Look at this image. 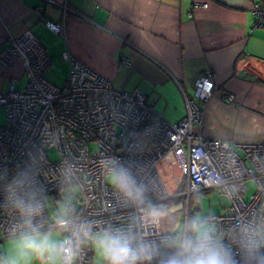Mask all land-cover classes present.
Instances as JSON below:
<instances>
[{
    "label": "built area",
    "instance_id": "built-area-1",
    "mask_svg": "<svg viewBox=\"0 0 264 264\" xmlns=\"http://www.w3.org/2000/svg\"><path fill=\"white\" fill-rule=\"evenodd\" d=\"M254 10L264 26V7L257 3ZM46 25L65 34L62 21L48 19ZM11 38L1 62L21 61L28 82L18 90L12 81L0 94V109L7 113L0 126V239L29 230L17 201H31L41 205L33 218L40 231L58 228L62 215L71 221L58 243L71 241V264H93L95 236L105 229L131 232L138 244L151 245L153 258L143 264H167L176 237L162 232L159 220L146 219L142 209L155 206L162 215L178 186L185 187L188 202L195 193L216 189L230 207L207 218L214 239L231 253L233 264H264V139L203 134L202 107L215 88L212 74L195 82L187 116L170 123L146 94L116 88L69 53L66 82L51 83L46 78L51 61L41 40L30 31ZM122 62L130 65L126 57ZM117 165L144 187V205L126 201L109 182ZM249 180L256 184L252 194ZM82 225H90L91 234Z\"/></svg>",
    "mask_w": 264,
    "mask_h": 264
},
{
    "label": "crops",
    "instance_id": "crops-1",
    "mask_svg": "<svg viewBox=\"0 0 264 264\" xmlns=\"http://www.w3.org/2000/svg\"><path fill=\"white\" fill-rule=\"evenodd\" d=\"M261 2L0 0V94L10 89L12 81L16 87L21 76L27 77L21 61L11 66L1 62L8 37L31 31L47 48L52 60L49 72L65 71L66 80L70 60L64 55L68 52L116 88L146 94L170 123L187 116L195 82L212 74L215 88L202 107L203 134L261 141L264 26L254 10ZM65 3L69 6L65 34L55 33L45 22L62 21ZM122 57L128 58L130 65L122 64ZM229 95L234 96L233 102L227 100Z\"/></svg>",
    "mask_w": 264,
    "mask_h": 264
},
{
    "label": "clouds",
    "instance_id": "clouds-1",
    "mask_svg": "<svg viewBox=\"0 0 264 264\" xmlns=\"http://www.w3.org/2000/svg\"><path fill=\"white\" fill-rule=\"evenodd\" d=\"M112 186L126 201L142 206L145 203L144 187L138 185L131 173L122 166H115L108 176ZM17 207L29 230L22 234L16 243V256L0 261V264H28L32 259L41 264H71L73 252L71 241L58 244L51 233L41 232L33 225V218L41 212V205L34 202L17 201ZM143 216L155 223L160 218V211L155 206L142 209ZM58 228L66 230L71 221L62 215L55 221ZM82 230L91 234L90 225H82ZM99 255L107 264H143L151 261V245L138 244L131 232L105 229L95 236ZM177 249L167 264H233L231 253L213 236L212 229L200 218H192L184 225V231L172 241Z\"/></svg>",
    "mask_w": 264,
    "mask_h": 264
},
{
    "label": "rangeland",
    "instance_id": "rangeland-1",
    "mask_svg": "<svg viewBox=\"0 0 264 264\" xmlns=\"http://www.w3.org/2000/svg\"><path fill=\"white\" fill-rule=\"evenodd\" d=\"M52 2L56 4V2L54 1ZM64 5H62L64 6L62 7L64 8L63 11L64 18L62 20L64 25L62 26H65L66 29L67 26L66 20L68 14H66L65 11L66 9H69V6L66 3ZM8 39L11 40L12 39L11 36H9ZM11 44L12 42L9 41V45ZM47 76L51 82L60 86L64 82L65 71H62L61 73L57 71L55 72L50 71L48 72ZM27 80L28 78L26 76L25 77L21 76L20 80L16 82V88L18 90L24 89ZM129 91H134V90H129ZM6 123H7V113L5 109H0V126L5 125ZM248 184L250 185L249 193L250 194L254 193V191L256 190V184L252 180H249ZM174 189H175L174 187H171L170 189L171 192H174L173 191ZM176 191H178V193L174 194L172 197H175L176 195L177 196L184 195L179 193V191H181L180 186L177 187ZM190 201H191L190 208L192 212L191 214L192 218H196V217L200 218V220H202L208 227H212L210 223L206 221L209 216L221 215L227 212L230 207L229 199L223 196L222 194H220V192L216 189L201 192L197 194L196 197L191 198ZM188 207H189L188 199L186 200L174 199L167 201L164 204V208H162L164 212H162V215L159 219V225L161 231L164 233H170L179 236V234H181L184 231V225L187 222V213L189 210ZM41 232L51 233L55 239V242L57 243H59L63 238V231L60 228L42 230ZM21 235L0 239V261H7L16 256V243ZM93 249H94V259L92 261L93 264H107V261L99 255L95 242L93 243ZM60 262L61 261L57 262V264H60ZM28 264H41V262L39 260L32 259L31 261L28 262Z\"/></svg>",
    "mask_w": 264,
    "mask_h": 264
},
{
    "label": "trees",
    "instance_id": "trees-1",
    "mask_svg": "<svg viewBox=\"0 0 264 264\" xmlns=\"http://www.w3.org/2000/svg\"><path fill=\"white\" fill-rule=\"evenodd\" d=\"M261 1H262V2H261V5L263 6V5H264V0H261ZM263 7H264V6H263ZM8 47H9V46H8ZM8 47H7V48H8ZM7 48H6V49H7ZM47 53H48V52H47ZM48 55H49V54H48ZM49 57H50V56H49ZM50 68H51V67H50ZM49 70H50V69H49ZM69 71H70V69H69ZM48 72H49V71H48ZM48 72L46 73V78H47V79H48V76H47ZM68 75H69V73H68ZM27 77H28V76H27ZM67 78H68V76H67ZM67 78H66V80H67ZM48 80H49V79H48ZM66 80L64 81V83L66 82ZM49 81H50V80H49ZM50 82H51V81H50ZM51 83H52V82H51ZM57 86H58V85H57ZM60 86H61V85H60ZM25 87H26V86H25ZM24 89H25V88H24ZM24 89H20V90H24ZM8 91H9V89H8L7 91L1 93V94H5V93H7ZM2 109H4V108H2ZM5 111H6V110H5ZM1 126H2V125H1ZM207 191H208V190H207ZM201 192H204V191H200L199 193H201ZM179 193H180V194H184V195H181V196H180V195H178V196L176 195L175 197H172V198L167 199V201L174 200V199H185V200L187 199V197H186V195H185V187H184V186L181 188V191H179ZM199 193H195V194H193V195L190 197V199L193 198V197H196V195L199 194ZM167 201H166V202H167ZM166 202H165V203H166ZM190 203H191V201L189 200V202H188V206H189L188 208H189V213H190V214H189V217H190L189 220L192 219V216H191L192 212H191V208H190ZM189 220H188V221H189ZM179 235H180V234H179ZM175 237H178V236L175 235ZM174 249H175L174 252L176 253L177 249H176V248H174Z\"/></svg>",
    "mask_w": 264,
    "mask_h": 264
},
{
    "label": "bare ground",
    "instance_id": "bare-ground-1",
    "mask_svg": "<svg viewBox=\"0 0 264 264\" xmlns=\"http://www.w3.org/2000/svg\"><path fill=\"white\" fill-rule=\"evenodd\" d=\"M72 58H74V59H76V60H78V61H80V62H82L81 60H79L77 57H73L72 56ZM83 63V62H82ZM121 63L123 64V62L121 61ZM87 66V65H86ZM89 67V66H88ZM89 68H91V67H89ZM92 70H94L93 68H91ZM97 74H99L100 76H102L99 72H97L96 70H94ZM103 78H105L104 76H102ZM107 81H109V82H111V83H113L112 81H110L109 79H107V78H105ZM166 170V169H165ZM168 172V171H167ZM166 175H168L167 173H166ZM169 176V175H168ZM172 176L174 177V175L172 174ZM173 186H175L174 184L172 185V186H169V187H173Z\"/></svg>",
    "mask_w": 264,
    "mask_h": 264
},
{
    "label": "flooded vegetation",
    "instance_id": "flooded-vegetation-1",
    "mask_svg": "<svg viewBox=\"0 0 264 264\" xmlns=\"http://www.w3.org/2000/svg\"><path fill=\"white\" fill-rule=\"evenodd\" d=\"M46 23V22H45ZM47 26V25H46ZM51 30V29H50ZM52 31V30H51ZM31 32V31H30ZM54 32V31H53ZM33 33V32H32ZM56 33V32H55ZM34 34V33H33ZM60 34V33H59ZM38 37V36H37ZM39 38V37H38ZM40 39V38H39ZM41 40V39H40ZM42 42V41H41ZM44 45V44H43ZM45 46V45H44ZM46 50H47V48H46ZM68 53V52H67ZM67 60H69V59H67ZM50 61H51V65H50V67L52 66V60H51V58H50ZM70 66H71V62H70ZM50 67H49V69H50ZM49 69H48V71H49ZM47 71V72H48Z\"/></svg>",
    "mask_w": 264,
    "mask_h": 264
}]
</instances>
